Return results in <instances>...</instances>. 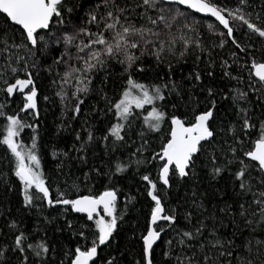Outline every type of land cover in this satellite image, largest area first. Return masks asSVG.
I'll return each instance as SVG.
<instances>
[{"label": "snow or ice", "instance_id": "obj_1", "mask_svg": "<svg viewBox=\"0 0 264 264\" xmlns=\"http://www.w3.org/2000/svg\"><path fill=\"white\" fill-rule=\"evenodd\" d=\"M0 94V264H264V0H0Z\"/></svg>", "mask_w": 264, "mask_h": 264}, {"label": "trees", "instance_id": "obj_2", "mask_svg": "<svg viewBox=\"0 0 264 264\" xmlns=\"http://www.w3.org/2000/svg\"><path fill=\"white\" fill-rule=\"evenodd\" d=\"M0 98H2V94H0ZM16 103H19V98L16 99ZM40 105H41V110H42V115L44 119H42L41 124L43 126H47L49 129L53 127V122L56 119V117L59 115L58 109L55 107L46 104L42 98L40 100ZM15 105H13L14 107ZM30 132V130H26V133Z\"/></svg>", "mask_w": 264, "mask_h": 264}]
</instances>
